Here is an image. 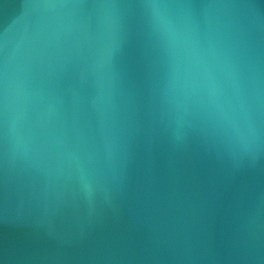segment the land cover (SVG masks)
<instances>
[{
	"label": "water",
	"instance_id": "obj_1",
	"mask_svg": "<svg viewBox=\"0 0 264 264\" xmlns=\"http://www.w3.org/2000/svg\"><path fill=\"white\" fill-rule=\"evenodd\" d=\"M0 264H264V0H0Z\"/></svg>",
	"mask_w": 264,
	"mask_h": 264
}]
</instances>
